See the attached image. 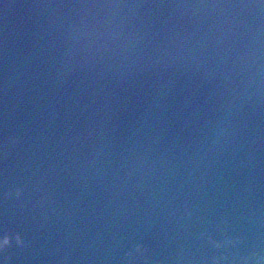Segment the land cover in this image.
Returning <instances> with one entry per match:
<instances>
[{"label": "water", "instance_id": "obj_1", "mask_svg": "<svg viewBox=\"0 0 264 264\" xmlns=\"http://www.w3.org/2000/svg\"><path fill=\"white\" fill-rule=\"evenodd\" d=\"M0 264H264V0H0Z\"/></svg>", "mask_w": 264, "mask_h": 264}]
</instances>
